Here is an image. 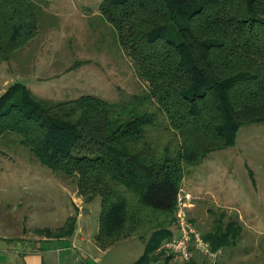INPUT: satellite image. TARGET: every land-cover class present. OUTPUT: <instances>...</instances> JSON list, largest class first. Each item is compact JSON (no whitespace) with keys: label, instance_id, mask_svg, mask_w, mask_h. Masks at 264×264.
Here are the masks:
<instances>
[{"label":"trees","instance_id":"trees-1","mask_svg":"<svg viewBox=\"0 0 264 264\" xmlns=\"http://www.w3.org/2000/svg\"><path fill=\"white\" fill-rule=\"evenodd\" d=\"M48 1L0 0V62L38 35ZM99 10L147 90L123 104L53 100L16 82L0 96V141L17 135L43 164L76 176L85 202L101 201L97 244L140 238L136 264H153L177 234L186 170L264 122V0H102ZM76 218L46 231L70 236ZM242 233L221 213L203 236L222 258Z\"/></svg>","mask_w":264,"mask_h":264},{"label":"rangeland","instance_id":"rangeland-1","mask_svg":"<svg viewBox=\"0 0 264 264\" xmlns=\"http://www.w3.org/2000/svg\"><path fill=\"white\" fill-rule=\"evenodd\" d=\"M101 1H48L38 35L0 63V88L17 76L16 81L36 95L53 100L95 94L123 104L143 94L147 83L119 45L112 25L100 16ZM74 65L75 70H69ZM31 72V77H24ZM181 184L194 196L191 215L202 233L221 213L226 220L242 224L239 246L225 264H264V122L242 127L233 145L189 167ZM100 210L99 197L85 202L76 176L43 164L19 143L17 135L1 139L0 236L13 237L16 230L35 236L37 230L56 228L71 212L77 215L79 211L88 214L93 234L98 230ZM14 238L16 246H29L20 237ZM144 244L140 238L121 239L106 251L91 248L88 260L91 264H134ZM0 262H7L1 250Z\"/></svg>","mask_w":264,"mask_h":264},{"label":"crops","instance_id":"crops-1","mask_svg":"<svg viewBox=\"0 0 264 264\" xmlns=\"http://www.w3.org/2000/svg\"><path fill=\"white\" fill-rule=\"evenodd\" d=\"M31 76H32V72L29 75H24V77H31ZM11 77L6 81L4 86L0 88V96L11 85H13L16 82H19L16 80L17 78L20 77L17 76H13L12 78ZM36 79L44 80V78H41L40 76L36 77ZM72 216L78 217L77 218L78 224H75L74 231L70 236L65 237V236H56L53 234L50 235L49 234L50 232L46 231V230L56 231L58 229L63 228L66 225L68 218ZM68 218L67 220H65V222L61 223L56 228L43 227L44 229L37 230L36 232L37 235L35 236H33V234H26L27 232L26 230L24 231L23 234H19L20 232L16 230V234H14L13 237L0 236V250L2 251V253H5L7 256L6 264H91L88 260V258L91 257V255L89 254L91 248L92 249L96 248L97 250H103V251L109 249V248L102 249L97 244L95 237L98 233V230L96 233L91 234L92 228L89 222L88 214L84 215L83 212L79 211V213L75 215L73 212H71ZM80 220L81 223H83V225H81ZM98 225H99V217H98ZM14 237H20L17 239L23 240L22 243L24 245L28 244L29 246H27V248H20L16 246V244L13 241V239H15ZM87 243H89L90 245H88ZM232 255L233 254L229 255L226 252L225 259L222 260L224 261L223 264H225V260L230 259V256ZM192 260H196L197 264H200V260L202 261L203 259H200V256L198 254H194ZM136 262L134 264H136ZM0 264L3 263L0 262ZM153 264H164V263L162 262L161 259H159Z\"/></svg>","mask_w":264,"mask_h":264},{"label":"built area","instance_id":"built-area-1","mask_svg":"<svg viewBox=\"0 0 264 264\" xmlns=\"http://www.w3.org/2000/svg\"><path fill=\"white\" fill-rule=\"evenodd\" d=\"M193 202L192 193L180 186L175 205L177 234L174 238L163 241L156 250L164 264L188 263L194 254L201 255L208 264H217L223 254V248L213 249L192 221Z\"/></svg>","mask_w":264,"mask_h":264}]
</instances>
